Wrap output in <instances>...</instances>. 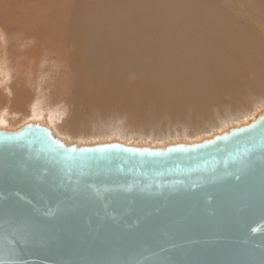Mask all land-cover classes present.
Here are the masks:
<instances>
[{
	"label": "water",
	"instance_id": "1",
	"mask_svg": "<svg viewBox=\"0 0 264 264\" xmlns=\"http://www.w3.org/2000/svg\"><path fill=\"white\" fill-rule=\"evenodd\" d=\"M0 264H264V108L163 145L0 129Z\"/></svg>",
	"mask_w": 264,
	"mask_h": 264
},
{
	"label": "rangeland",
	"instance_id": "2",
	"mask_svg": "<svg viewBox=\"0 0 264 264\" xmlns=\"http://www.w3.org/2000/svg\"><path fill=\"white\" fill-rule=\"evenodd\" d=\"M139 1H141V3ZM139 1L138 0H128L129 4L127 5V9L119 6L117 8L120 11V12H118L119 15L114 14L115 17L111 16L112 18H114V20L116 18H118V20L116 19L117 21L116 20L114 21L113 19L108 18V22L112 25L118 26V25H120V24H118L119 23L118 21H120V23H121V20H123L122 19L123 14L131 13L133 16L137 17V15L142 14V12H144L145 10H146V12H144L145 14L151 13V12H152V14H154V13L156 14V11L159 13L161 10L160 15L164 14L163 11L164 12L167 11V12L162 16L158 15V17L159 16L162 18L165 17L163 21L167 22L168 20L166 18L169 16V18L171 19L170 21L172 23V18H174V17L171 18V16H172L171 14H174L173 10H172L173 7H174L173 8L174 10H183V9L188 10V8H189V4H188L189 0H184V1L182 0L183 2L181 1V5H178V4H180V3H178V2H180V0H178V2H175L173 0L177 5L174 4V2L171 3L172 0H170V2H169V0H166V2L164 0H161L160 4H159L160 0H155L156 2L154 0L153 1L146 0L147 2H149V4L145 0L144 1L139 0ZM167 1L169 2L168 4H166ZM194 1H197L198 3L202 4L201 6H200V4H198L199 7L201 8L200 9L201 11L198 10L199 11L198 12L195 7H192V9L195 8L196 11L193 9L194 12L191 13L190 16H188V18H187L188 21L194 19L193 20L194 22L192 23V24H194L195 19H196L198 22V18L200 19V17H198V16L196 17V15L200 14V16H201V19L199 20L200 22L203 20L202 19L203 17H206V19L204 18L203 21L208 19L209 22H212V20H213V22L211 24L210 23L207 24V26L213 27V30L215 29V27H217L216 26L217 21H220L223 24L222 32L217 34V35L214 34V36H213L215 41L218 40L217 42H218V44H221V46H218L217 42H215L218 46V48H217L216 44L214 43V40H212L213 42L210 41L207 43L212 44L214 47H216L218 49V52H217L218 56L212 55L213 58L218 59V64L220 63V65L226 66V67H221V66H219V67L221 69H223L222 74H225V73L229 74V75L228 74L224 75V77L225 76L227 77V78L225 77V80H224V82H225L227 79V82H225V84L223 81H221V83L223 82V84L226 85L225 88H227V92L228 91L230 92V90H231V88H230L231 86H228V84L232 85L234 83V78L238 75V73H239V75H241V74L245 75V76L241 75V77H240V79L242 81L244 80V82H242L239 79V75H238V79L236 77L237 81H235L236 84H234L233 86H237V87L241 86L245 90L248 89L247 87H249L251 85V84H248V83H250L251 77H252V80H254L253 76L255 75L254 78H256V75H257L256 72H258V74L260 73L259 74L260 76L258 75L256 78V82L253 81V86L251 85L252 89H253V87H256V88H258V90L253 91L251 89V86H250V88L247 91H245L244 89L241 90L240 89L241 87H240L239 90L242 92H239V90H238L240 95L236 94V95H239L236 98H237V100L238 99L239 100L237 101L236 98L233 99V100H235V103L234 104H233V102L231 103L232 109L229 108L231 100H227L228 105L226 104L225 107L220 106V108H219V106H218V110H217V107L212 105V109L215 111L205 110L206 112H208V114L204 111L202 113V115H200L199 110H200V107H202V105H200V106H195V108L193 107L195 110L198 111V113H197V111H194L197 114L193 113L194 114V116L192 114L193 118L187 117V118H185V120L184 119L181 120V118H180L181 116L180 117L176 116L175 118H173L174 122L171 119L167 120V121L164 120L166 122H163L162 119H166V117H165L166 114H162V113H164V111L161 112V110H163L164 108L167 107V106H165L166 102L163 103L164 102L162 100L163 98H160V99L156 98L154 101H152L150 98L147 102V106L149 108V110H147L148 113H146V115L142 116V118H140V119L138 117L136 119V117H135L136 114L138 115L140 108L137 109L138 110V112H137V110L135 109L136 107H133V105L131 103H130L131 105L127 104V100H120L121 104L117 102L118 105H117V103H115L116 101H111L112 104L109 107L112 110L113 106H115V108H113V110L115 111L116 114L112 113L113 115H110V117H108V119H106L107 121L104 120L105 122L104 121L98 122L97 119H95L94 117H92L90 115H89V117L87 116L89 109L86 108L88 110V111H86V113H85V110L82 109V108H85L83 105L84 102H85L84 104L87 105L86 100L83 101L81 96L77 97V95L85 96V94H86V96H88V95L90 96V95L101 93L100 91H98V87L91 80V77L96 75L95 70H91L95 74H93V73L91 74V71L85 70V72L88 71L87 73L90 72V75H92V76H89L87 74H84L83 69L79 68L76 65V63L79 61H85V60L88 61L86 58L81 59V57H80L82 55V53L84 52V50L87 49V47H84L85 48L84 50L81 48V46H80V48L78 47L79 49L77 50V52L79 54L75 53L76 51L74 52L75 54L74 53H71L68 55L66 54V50H67L66 48H67L68 42L71 39L70 37L77 36L79 38V40H81L82 36L84 35L81 32L78 33V31H70L69 32L68 31L69 26L72 25L71 27H73V25L75 26L78 23H81V21H83V20L85 22V21H87L89 16H90V19L93 20L94 19V17H93L94 12L97 9H99V7H100V6L97 7L98 5L96 6L95 2H97V1L96 0L95 1L94 0H0V45H1L0 46V77H1L0 82H4V84L0 83V84H3V85H0L2 88V89L0 88V118H2L0 121L4 122L3 124L5 126L3 125L4 126L3 128L4 129H15V128H18L19 126L26 124L28 122H39L40 124L50 128L53 131L54 135H56L57 137H59L61 139H66L68 142H74V143H78V144H90V143H95V142H105V141L118 140V141H121V142H124L127 144L163 145V144H168V143L177 142V141L191 142L194 140H199L202 137L210 136L214 132H219L220 130L225 129L228 126L238 125V124L245 122L248 119L252 118V116L256 113V111L258 112V110L264 108V97H263L264 96V94H263V91H264V74H263L264 69L260 68L261 66L258 67L259 65H262V62L264 61L263 60L264 56L262 55V54H264L263 53L264 48H263V50H261V52L258 51V50L262 49V48H258V47L264 46V42L262 41V40H264V31H263L264 30V20L261 21V16H264V15L261 14V12L258 9V6L254 2L248 3V0H220V3L222 5L221 8L224 10L219 11V12H221V13L224 12V13L223 14L220 13V16H218L217 15L218 12H217L216 15L218 17H216V15H214L215 9L217 11L216 6H218V8H220L219 6H221V5H219L218 0H215L216 3L213 0H210V1L209 0L208 1L207 0L206 1L205 0H199V1L194 0ZM202 1L204 3H202ZM211 1H212V3H211ZM193 2L190 1L189 3L192 4ZM205 2H207L206 3L207 5H204ZM85 3H88V4L86 5ZM145 3H146V5H145ZM209 3L211 5L213 4L214 7L211 8L213 5L211 6ZM93 4H94V6L92 8L91 6ZM161 4H163V5L161 6ZM153 5H155V8L159 9V10L154 11L155 9H154ZM157 5H158V8L156 7ZM170 5H172L173 7H169ZM186 5H187V7H186ZM237 5H239L240 10H248V9L251 10V14H250L251 21L255 25V27L257 28V29L252 28L254 26H252L250 24L248 25V23H244V26L247 27V28H245L244 26H242L243 24H241V21H240V18L238 17V15L235 14V18L238 17V19H237L238 21H236V20L235 21L236 22L240 21L239 24H241V26L244 27L243 28L244 34L246 35V36L241 35V37L235 36V35L241 33V31L243 30L242 27L240 28V25L238 23H236V24H238V26H236L235 28H236V31H237V29H238V31L235 32L234 40H236V39L237 40L236 41L233 40L232 45L234 47V51L237 50V51H242V52L241 53L234 52V62L239 61V63H236V65H238L239 67L243 66L242 67L243 69H241V67L239 68L238 66H236L238 68V70L233 68V67H235V63L231 64L229 56L227 55L228 56V58H227V56L225 55L226 53H224V52L228 53V51H222L220 49L222 47V44H223L222 42H224V41L227 42V40H228L227 37L224 38V35L227 34V29H226L227 25L230 24L231 22L235 23V21H232L231 17H229V16H232L231 11ZM144 6H146L147 9ZM164 6H166V7L164 8ZM176 6L177 7L179 6L178 7L179 9H177ZM208 6H210V7H208ZM88 7H90L93 10V12ZM160 7L164 8V9H162ZM139 8H140V10H139ZM150 8H151V10H153V9L154 10L151 11ZM204 8H206V9L203 11ZM114 9H116V8H114ZM142 9H145V10H142ZM190 9L191 8H189V10ZM235 9L233 10L234 13L239 14L240 11L235 12L236 11ZM147 10H149V11H147ZM168 10H170V11L172 10L171 14L169 13L170 11H168ZM90 11H91V14H89ZM207 11H208V13H210V15L207 13ZM225 11H227V12L229 11L228 13L230 15L227 14V12H225ZM196 12H198V14ZM205 12L207 13L208 17L209 16L212 17V20H211V18H208L207 15H205ZM78 13H80V14H78ZM120 13H121V16H120ZM202 13L205 16H202ZM212 13H213V15H212ZM225 13L227 14L228 17L223 16V15H225ZM87 14H88V16H87ZM155 14L153 15V18H151V14H149L150 15L149 17H147V15H145L143 19L142 18L136 19L135 22H137L139 24V29H137L135 31V33L138 32V34L136 33L137 34L136 35L133 31H131L130 33L133 35H136V36L140 35L139 45H144L145 43H143V41L146 42L149 40V38H148L149 35H144L145 34L144 31L148 30L149 28L151 29L152 26H153L152 29H154L156 31V26L152 25L155 22V20H157V14H156V16H155ZM242 15H244V13H242ZM118 16H120V17H118ZM91 17H93V18H91ZM178 17H180L181 21H183V23L182 22L181 23L184 24V19H182L183 16L181 17L179 15V16L175 17L173 20H175ZM222 17L226 18L225 20L228 21V24H226L225 20H224L225 21L224 22L223 19H221ZM119 18H121V19L119 20ZM147 18H149V19H147ZM90 19H89V21H90ZM152 19L154 21H152ZM180 19L179 18H178V20L176 19L175 21H179V23L178 22H175V23L181 24ZM214 19H215V21H214ZM150 20H151L152 24L150 23ZM91 21H90V23H94V21H92V22ZM175 23H173V24H175ZM213 23H215V26L212 25ZM160 24H163V23L161 22ZM203 25L204 24H202L200 26L203 27ZM24 26H26V27H24ZM144 26H146V27H144ZM154 26H155V28H154ZM224 26H226V27H224ZM120 27H122V26L120 25ZM120 27H118V28H120ZM177 28H179V27H177ZM142 29H144V30H142ZM261 29H263V30H261ZM142 31L144 34L142 33ZM215 31H216V29H215ZM99 32L100 31H96V32L92 31L90 33L87 32L86 33L87 35L85 34L84 36L91 38V36L89 34L93 35V33L94 34L96 33V35L93 36V38H96L98 35H101V33H99ZM257 32H258L259 36L261 35L259 37V38H261V40L258 38ZM108 33H109V36H107V37L113 38V35L110 32H107V34ZM126 33H127L126 30H121V31L119 30L117 32L115 38H113V39L110 38L111 41L116 42V46H111V50H113V51L119 50L118 48L121 46H118L117 42H119L120 38H122V36H124ZM107 34L104 33L103 36H106ZM142 34H143V36H142ZM251 34H252V37L250 36ZM218 35H220L219 39H217ZM80 36H81V38H80ZM101 36H99V40L101 38V40H103V42H104V39ZM222 38H224V39H222ZM229 39H230V37H229ZM238 39L240 41H238ZM251 39L256 43L260 42V43L256 44V46H257L256 48H258L257 50L255 48V44L249 46L248 43H251V41H250ZM66 40H68V41L66 42ZM51 41H54V42H51ZM167 41H169V39L163 40L164 43L166 42L168 44L169 42H167ZM246 41H247V43H246ZM81 42H82V40H81ZM141 42H142V44H141ZM149 42H151V41H149ZM226 42H224V43H226ZM261 42H263V43L261 44ZM52 43H54V44H52ZM234 43H235V45H234ZM226 44H224V48L226 47L225 46ZM246 44L248 47L246 46ZM148 45H150V44H148ZM151 45H152V43H151ZM258 45H260V46H258ZM240 47H241V49H240ZM205 48L206 47L203 46L202 51L204 53L207 52V50H208V47L206 49ZM248 48H249V50H247ZM99 49L100 48L93 49V50L87 49L89 51H87L86 53H88V52L89 53L90 52L96 53L99 56L98 58H100V60H101L102 56H100L101 55L100 53H102L104 55L103 52L105 50L103 52H101V51H99ZM104 49H106V48H104ZM61 50H63V51H61ZM214 50H216V49H214ZM250 50H252V51H250ZM79 51H81V52H79ZM61 52H62V54H61ZM140 52L141 51H139V53ZM243 52H247V54L245 55V53H243ZM254 52H256V53H254ZM257 52H259V53H257ZM141 53L144 54L145 52H141ZM248 54L251 57L250 62H249ZM258 54H261V56L260 55L259 56L261 58L263 57V59H261V58L258 59V57H259ZM208 55H209V53H208ZM66 56L69 58H66ZM255 56H256V58H255ZM224 57L227 58V60L224 59ZM77 58H79V61L77 60ZM98 58L95 61V63L92 62V65H91L92 67H99L100 66L99 65L100 60ZM253 58L258 59V60H256V62H255V60ZM145 59H147V58H145ZM246 60H248V61H246ZM228 61L230 62L229 64H228ZM259 61H262V62H259ZM89 62H90V60H89ZM247 62H248V64H247ZM253 62H254V64H253ZM257 62L260 64L256 65ZM213 63H214L213 67L210 64L211 68L216 67V62H213ZM7 64H8V66H7ZM118 64H119V62H118ZM252 64H253L254 68H252ZM72 65H74V67ZM120 65L121 64H119L118 67H120ZM135 67L138 68L139 66L138 65H129V67L123 68V69L126 72L128 71L129 75H134V76L137 75V76L143 77V81H142V78H140V80L144 83V80L146 81V78H144V76L140 75L139 72L143 71L146 73L148 70L137 69ZM133 68H135V69H133ZM233 69H235V71ZM257 69L260 71H258ZM227 70H228V72H227ZM229 71H232L233 73L236 72L237 74L233 75L232 72H230L231 73L230 74ZM243 72H245V73H243ZM248 72L252 75L251 77H250V74H248ZM252 72H255V74H252ZM175 73H176V71L174 70L173 73L170 75H173ZM231 76H232V78H231ZM247 76L250 77V79ZM228 78L230 79L229 81L231 82V84L228 83L229 82ZM131 79L132 78H130L129 81ZM257 79H258V81H257ZM140 80H139V82H140ZM149 80L146 81V83H144V84L142 82L140 84L147 86L146 84H148V85L150 84ZM239 80H240V82H238ZM252 80H251V83H252ZM52 81H53V83H52ZM129 81L128 82L119 81L120 83L123 82L121 84L124 87L125 91H129L133 87V81L132 82L130 81V84L128 85ZM124 82H126L127 84ZM215 82H217V81L215 80ZM237 82H238V85H237ZM246 82H248L247 83L248 85L245 84ZM219 83L217 82L216 85L218 86ZM226 83H228V84H226ZM239 83L241 85H239ZM242 83H244L245 85L244 84L242 85ZM214 84L215 83H213V85ZM216 85H214V87ZM217 86H216V88L218 89V87H219V92H221L225 89L222 85L218 86V87ZM233 86H232V89H233ZM6 87H8V88H6ZM141 87L144 88L143 86H141ZM220 87L223 88V90L220 89ZM228 87H229V90H228ZM120 88H122V87H120ZM96 89H97V91L95 92ZM106 90H107V93L110 92V89L108 87ZM116 90L118 92L119 88H116L114 90L115 91V92H113L114 94L117 93ZM234 91L235 92L237 91V90H235V87H234L232 94L235 93ZM9 92H11V93H9ZM22 92H24L25 94H22ZM90 92H91V94H90ZM176 92L174 93L175 95H176ZM217 93H218V91H217ZM254 93H256V94L254 95ZM244 94H245V96H244ZM34 95L37 97V98L35 97V99H37V100H35L33 102ZM108 95L113 96V94H108ZM238 97H241L242 99L238 98ZM259 98H260V100H259ZM13 101H14V103H12ZM23 101L26 103V106L24 105ZM76 101H78V102H76ZM155 101L157 102L156 105H155V103H156ZM159 101H160V103L162 101V103L165 104L164 105L165 107L164 106H163L164 108L162 107L163 109L161 108L162 103L160 104L161 105L160 106L158 103ZM236 101L237 102L241 101V102H239L237 104ZM246 101L249 102V104ZM141 103L142 102L138 103V105ZM6 104H7V106H6ZM170 104H172V101L170 102ZM158 105H159L161 110H158V108H159V107L157 108ZM167 105L170 106L169 104H167ZM237 105H239V106H237ZM120 106H121V108H120ZM86 107H88V105ZM215 107H216V109H215ZM152 108H154V109H152ZM156 108H157V110H156ZM22 109L24 110L23 112H21ZM72 110L75 112H73ZM83 110H84V112H81ZM113 110H112V112H113ZM153 110H154V112H153ZM216 110H217V112H216ZM220 110H221V112H220ZM234 110H236V111L234 112ZM131 111H133L134 113ZM76 112H77V114H76ZM2 113L5 116V118L2 117L3 116ZM157 113L159 115H157ZM205 113L207 114V115H205V116H207V118L203 115ZM18 114H20V115H18ZM210 114H211V116L209 117ZM22 115H24V116L22 117ZM114 115H116V116L114 117ZM163 115L165 118L163 117ZM146 116H148V120H147ZM202 116H204V118H202ZM224 117H227L228 119L224 118ZM5 119H7V120L5 121ZM153 119H154V121H153ZM195 119H197V120H195ZM92 120H93V122H92ZM108 120L110 121L109 124H108V122H109ZM113 121L115 124L113 123ZM90 122L92 123V125ZM158 122H160V123H158ZM88 123H90V124L88 125ZM144 124H146V125H144ZM110 125H111V127H110ZM91 126H92V128H90ZM5 127H7V128H5ZM142 127H144V128H142Z\"/></svg>",
	"mask_w": 264,
	"mask_h": 264
},
{
	"label": "bare ground",
	"instance_id": "3",
	"mask_svg": "<svg viewBox=\"0 0 264 264\" xmlns=\"http://www.w3.org/2000/svg\"><path fill=\"white\" fill-rule=\"evenodd\" d=\"M95 1V0H94ZM97 2H95V4H96V6L97 7H99V9H97L95 12H94V19L92 20V19H90V16L88 17V19H87V21H85L84 22V20L83 21H81V23H78L77 25H73V27H71V26H69V28H68V31L70 32V31H78V33L79 32H81L82 34H86L87 32L88 33H90V32H92V31H100L99 33H101V35H98L96 38H93V36L94 35H96V33L94 34L93 33V35L92 34H89L90 36H91V38H88V37H86V36H82V38H81V36H80V38H81V40H82V42H81V40H79V38L77 37V36H75V37H70L69 39H70V41L68 42V45H67V50H66V54L68 55V54H71V53H74L75 51V53H78L77 52V50L80 48V46H81V48L84 50L85 48L84 47H87V49H89V50H93V49H98V48H100L99 49V51H101V52H103L104 50V55L102 54V53H100L101 55L100 56H102V58H101V60H100V58H98L99 56H98V54H96V53H86L87 51H89V50H87V49H85L84 50V52L82 53V55L80 56L81 57V59H84V58H86L88 61H79V58H77V60L79 61V62H77L76 63V65L79 67V68H82L83 69V73L84 74H87V75H89V76H92V75H90V72L89 73H87L88 71H91V70H95V73H96V75H94L93 77H91V80L93 81V83L98 87V91H100L101 93L98 95V94H94V95H88V96H86V94H85V96H82V95H77V97H79V96H81V98L83 99V101L84 100H86V102H87V105H88V107H86L87 105H85L82 101V103H83V105H84V107L85 108H82V109H84L85 110V113H86V111H88L87 109H89V111H88V117H89V115L90 116H92V117H94L95 119H97V121L98 122H100V121H107L106 119H108V117H110V115H113L112 113H115V111L113 110V108H115V106H113V108H112V110H113V112H112V110L109 108L110 107V105L112 104V102L111 101H116L115 103H120L121 104V102H120V100H127V104H129V105H133V107H136L135 109L137 110L138 108H140V110H139V113H138V115L136 114V119H137V117L140 119V118H142V116H145L146 115V113H148L147 112V110H149V108H148V106H147V102H148V100L151 98V100L152 101H154L156 98H158V99H160V98H163L162 100L164 101L163 103H165V104H163L162 103V101H161V103H162V106L160 105L161 103H160V101L158 102L159 103V105L161 106V108L165 105V106H167L166 108H162L163 110H161L160 109V107H159V105L157 106V108H158V110H161V112H163L164 111V113H162V114H166V119H162V121L163 122H166L167 120H173V118H175L176 116L177 117H180L181 118V120H185V118H189V117H191V118H193V116H194V114L196 113V112H194V111H197V110H195L194 108H195V106H200V105H202V107H200V110H199V113H200V115H202V113L205 111V110H213L212 109V105H214V106H216L217 107V110H218V106H219V108H220V106H224L225 107V105L227 104L228 105V103H227V100H231V102H230V105H229V108L230 109H232L231 108V103L233 102V104L235 103V100H233V99H235L237 96H239L240 94H239V92H242V91H240L239 90V88L241 87H237V86H233L234 84H236L235 83V81H237V79H238V75H239V73H238V75L236 76L237 77V79H236V77L234 78V83L232 84V85H229L228 83H230L231 84V82L229 81L230 79L228 78V83H226V84H228V86H231L230 88H231V90H230V92L228 91L227 92V88H225V86L226 85H224L225 84V82H227V79H226V81L224 82V80H225V77H224V75L225 74H228V73H225V74H222L223 72V69H221L219 66H221V67H226V66H223V65H220V63L218 64V59H216V58H213V56L212 55H215V56H218V46H221V44H218V40H216L215 41V39H214V34H219V33H221L222 32V27H223V24H222V22H220V21H217V23H216V26L217 27H215V29H216V31H215V29L213 30V27H211V26H207V24H211L212 22H213V20H212V17H208V15H207V13H208V11H207V13L205 12V15H207V17L208 18H211V20H212V22H209V20L207 21V20H205V21H203L204 20V18L206 19V17H203L202 19V21L200 22L199 20L201 19V16H200V14L199 15H196V17L198 16V17H200V19L198 18V22H197V20L195 19V23L194 24H192L194 21V19H192V20H189L188 21V16H190V14L191 13H193L194 12V10H195V8H196V10L198 11V10H200L201 8L199 7V5L198 4H200V3H198L197 1H192V0H189V2L191 1V2H193L192 4H190L189 2H188V4H189V8H191L190 10H189V8H188V10H185V9H183V10H174L173 8V6L172 5H170L169 7H173L172 8V10H173V13L174 14H171V11L170 10H168V11H170L169 13L172 15L171 16V18L172 17H177V16H183V18L182 19H184V24H182L183 23V21H181V19H180V17H178L179 19H180V23L181 24H177V23H175V22H178L179 23V21H175L176 19L178 20V18H176L175 20H173L174 18H172V23H171V19L169 18V16L166 18L168 21L167 22H164L163 20H164V18H162V17H160V16H162V15H164L166 12H164L163 11V13L164 14H161L160 15V13H161V10H160V12L158 13L156 10H159V9H156L155 8V5H153L154 6V11H156V14H157V20H155V22L152 24V22H151V20H150V23L152 24V25H155L156 26V31L154 30V29H152V27H151V29L149 28L148 30H146V31H144L145 32V34L143 33V31H142V33L144 34V35H149L148 36V38H149V40L148 41H146V42H144L143 41V43H145L144 45H139V39H140V35H138V36H136L137 34H138V32H136L135 33V31L137 30V29H139V24L137 23V22H135L136 21V19H138V18H144V16L145 15H147V17H149L150 15L149 14H151V18H153V15L155 14L154 12V14H152V12L151 11H153V10H151V8H150V12L151 13H147V14H145L144 12H146V10L145 9H142V10H145L144 12H142V14H139V15H137V17L136 16H133L131 13H127V14H123V20H121V23H120V21H118L117 23L118 24H120L122 27H120V25H118V26H116V25H112V24H110L109 22H108V18L109 19H113L114 20V18H112L111 16H113V17H115L114 16V14H117V15H119L118 14V12H120L117 8L119 7V6H121V7H123V8H125V9H127V5L129 4L128 3V0H96ZM139 1V0H138ZM144 1V0H143ZM146 1V0H145ZM151 1H153V0H151ZM155 1V0H154ZM165 2H166V0H164ZM175 2H178V0H174ZM173 0L171 1V3L172 2H174ZM181 1L182 0H180V2H178V3H180V4H178V5H181ZM184 1V0H183ZM182 1V2H183ZM199 1V0H198ZM206 1V0H205ZM208 1V0H207ZM210 1V0H209ZM215 3H216V1L215 0H213ZM140 3H141V1H139ZM147 2V1H146ZM156 2V1H155ZM154 2V3H155ZM160 2H161V0L159 1V4H160ZM169 2H170V0H169ZM168 1H167V3L166 4H168L169 3ZM174 2V4H176ZM187 2V1H186ZM201 2V1H200ZM213 2V3H214ZM250 2H254L257 6H258V9H259V11L261 12V14L262 15H264V0H248V3H250ZM148 4H149V2H147ZM170 3V4H171ZM202 3H204L203 1H202ZM207 2H205V4L204 5H207L206 4ZM211 3H212V1H211ZM218 3H219V5H221V3H220V0H218ZM86 5L88 4V3H85ZM84 4V5H85ZM152 4V3H151ZM157 4V3H156ZM173 4V5H174ZM184 4V3H183ZM187 4V3H186ZM210 4V3H209ZM228 4V3H227ZM83 5V4H82ZM145 5H146V3H145ZM163 4H161V6H162ZM165 5V4H164ZM177 5V4H176ZM185 5V4H184ZM202 4H200V6H201ZM211 5V4H210ZM213 5V4H212ZM211 5V6H212ZM216 5V4H215ZM229 5V4H228ZM93 6H94V4L91 6L92 8H93ZM160 6V5H159ZM175 6V5H174ZM96 7V8H97ZM145 8H146V6H144ZM151 7V6H150ZM157 8H158V5L156 6ZM166 6H164V8H165ZM168 7V8H169ZM177 7V6H176ZM179 7V6H178ZM177 7V9H179ZM186 7H187V5H186ZM192 7H195V8H193L192 9ZM204 7V6H203ZM208 7H210V6H208ZM214 7V5L211 7V8H213ZM217 7V11H216V9H215V13H214V15H216V13H217V15L218 16H220V13L221 12H219V11H222V10H224V9H222L221 7H222V5L221 6H219L220 8H218V6H216ZM215 7V8H216ZM92 12H93V10L90 8V7H88ZM114 8H116V9H114ZM160 8H162V7H160ZM164 8H162V9H164ZM236 8V9H235ZM124 9V10H125ZM147 9V8H146ZM149 9V8H148ZM167 9V8H166ZM171 9V8H170ZM206 8H204L203 9V11L205 10ZM236 10L235 12H237V11H240V13L238 14V13H234V11L233 10ZM139 10H140V8H139ZM193 10V11H192ZM195 10V11H196ZM210 10V9H209ZM227 10V9H226ZM91 11L89 12V14H91ZM147 11H149V10H147ZM201 11V10H200ZM214 11V10H213ZM212 11V12H213ZM82 12V11H81ZM80 12V13H81ZM124 12V11H123ZM199 12V11H198ZM198 12H196L197 14H198ZM225 12H227V11H225ZM229 12V11H228ZM227 12V14H229ZM232 16H229V17H231V19H232V21H238L237 19H238V17L240 18V21H241V24H243L242 26H244V23H248V25L250 24V25H252V26H254V27H252V28H255V29H257L256 27H255V25L252 23V21H251V17H250V14H251V10L250 9H248V10H240L239 9V5H237V6H235L233 9H232ZM80 13H78V14H80ZM144 13V14H143ZM195 13V14H196ZM224 12H222L221 14H223ZM242 13H244V15H242ZM156 14H155V16H156ZM169 14V15H170ZM194 14V15H195ZM209 15H210V13H208ZM227 14L225 13V15H223V16H226V17H228L227 16ZM235 14L236 15H238V17H236L235 18ZM93 15V14H92ZM158 15H160L159 17H158ZM167 15V14H166ZM203 13H202V16H205ZM212 15H213V13H212ZM211 15V16H212ZM216 15V17H218ZM230 15V14H229ZM87 16H88V14H87ZM120 16H121V13H120ZM120 16H118V17H120ZM93 17H91V18H93ZM117 17V16H116ZM195 17V16H194ZM169 18V19H168ZM89 19H90V21L92 20V21H94V23H90V21H89ZM117 20H118V18H116ZM115 19V20H116ZM121 18H119V20H120ZM147 19H149V18H147ZM221 19H223V21L226 19V18H221ZM229 19V18H228ZM230 19V20H231ZM114 20V21H115ZM116 20V21H117ZM264 20V16H261V21H263ZM91 21V22H92ZM111 21V20H110ZM147 21V20H146ZM152 21H154L153 19H152ZM166 21V20H165ZM174 21V22H173ZM214 21H215V19H214ZM226 21V20H225ZM224 21V22H225ZM235 21V23H230V24H228V21H226V24H228L227 25V34H225L224 35V38L225 37H227L228 38V40H227V42L226 41H224V42H226V43H224V42H222L223 44H222V47L220 48L222 51H228V53L227 52H224V53H226L225 55L227 56H229V59H230V62H231V64H234L235 63V67H233V68H235L236 70H238V68L236 67V66H238V65H236V63H239V61H235L234 62V52H239V53H241L242 51H237V50H235L234 51V47H233V45H232V42H233V40H234V37L235 36H240L241 37V35H245L244 34V27H242L241 26V24H239V22H236ZM163 23V24H160V23ZM204 22V23H203ZM223 22V23H224ZM243 22V23H242ZM27 23V22H26ZM113 23V22H112ZM146 23V22H145ZM173 23H175V24H173ZM236 23H238L239 25H240V28L242 27V31H241V33H239V34H237V35H235V32H237L238 31V29H237V31H236V26H238V24H236ZM16 24V23H15ZM22 24V23H21ZM20 24V25H21ZM202 24H204L203 25V27H201L200 25H202ZM19 25V26H20ZM23 25V24H22ZM143 25V24H142ZM212 25H214L215 26V23H213ZM17 26V25H16ZM155 26H154V28H155ZM15 27V26H14ZM24 27H26V26H24ZM28 27V26H27ZM118 27H120V28H118ZM144 27H146V26H144ZM177 27H179V28H177ZM224 27H226V26H224ZM20 28V27H19ZM218 28V29H217ZM245 28H247V27H245ZM98 29V30H97ZM121 31V30H126L127 31V33L124 35V36H122V38H120V41L119 42H117V44H118V46H121V47H119L118 49V51H113V50H111V46H116V42L115 41H111V39L110 38H112V37H107V36H109V33L107 34V32H110L112 35H113V38H115V36H116V34H117V32L118 31ZM142 30H144V29H142ZM219 30V31H218ZM248 30V29H247ZM261 30H263V29H261ZM131 31H133L136 35H133V34H131L130 32ZM264 31V30H263ZM103 32V33H102ZM66 33V32H65ZM104 33L105 34H107L106 36H103L104 35ZM150 33V34H149ZM69 34V33H68ZM81 34V35H82ZM124 34V33H123ZM143 34H142V36H143ZM255 34V33H254ZM31 35V34H30ZM67 35V34H66ZM70 35V34H69ZM87 35V34H86ZM88 35V36H89ZM221 35V34H220ZM220 35H218L217 36V39H219V36ZM235 35V36H234ZM257 35H258V38L261 36H259V34H258V32H257ZM73 36V35H72ZM99 36H101V37H103V39H104V42H103V40H101V38H100V40H99ZM246 36V35H245ZM251 37H252V34L250 35ZM229 37H230V39H229ZM78 38V39H77ZM93 38V39H92ZM112 38V39H113ZM216 38V37H215ZM224 38H222V39H224ZM246 38V37H245ZM142 39V38H141ZM157 39V40H156ZM167 40V39H169V41H167V42H169L168 44L166 43H164L163 42V40ZM221 39V40H222ZM243 39V38H242ZM241 39V40H242ZM249 39V38H248ZM253 39V38H252ZM250 40L251 41V43H248L249 44V46H251V45H254L255 44V48L257 47L256 46V44H258V43H260V42H258V43H256V42H254L253 40ZM256 39V38H255ZM254 39V40H255ZM260 40H261V38H259ZM143 40V39H142ZM147 40V39H146ZM212 40H214V43L215 42H217V44H218V46H217V44H216V46H217V48L216 47H214L212 44H210V43H207V42H210V41H212ZM220 40V41H221ZM237 40V39H236ZM236 40H234V41H236ZM39 41V40H38ZM60 41V40H59ZM68 40H66V42H67ZM149 41H151V42H149ZM223 41V40H222ZM238 41H240L239 39H238ZM257 41V40H256ZM263 42H264V40H262ZM41 42V41H40ZM51 42H54V41H51ZM58 42V41H57ZM65 42V41H64ZM65 42V43H66ZM213 42V41H212ZM211 42V43H212ZM243 42V41H242ZM263 42H261V44L263 43ZM151 43H152V45H151ZM220 43V42H219ZM236 43V42H235ZM235 43H234V45H235ZM246 43H247V41H246ZM52 44H54V43H52ZM51 44V45H52ZM67 44V43H66ZM141 44H142V42H141ZM148 44H150V45H148ZM214 44V45H215ZM224 44H226L225 46L227 47H225L224 48ZM240 44V43H239ZM245 44V43H244ZM78 45V46H77ZM148 45V46H147ZM1 46V45H0ZM203 46H205L206 48L208 47V50H207V52H203L202 50H203ZM246 46H247V44H246ZM258 46H260V45H258ZM7 47V46H6ZM79 47V48H78ZM243 47V46H242ZM248 47V46H247ZM254 47V46H253ZM18 48V47H17ZM37 48V47H36ZM104 48H106V49H104ZM205 48V49H206ZM223 48V49H222ZM244 48V47H243ZM252 48V47H251ZM258 48H262V49H260V50H258V51H260L261 52V50H263V48H264V46H262V47H258ZM258 48H256V50L258 49ZM115 49V48H114ZM204 49V50H205ZM214 49H216V50H214ZM237 49V48H236ZM240 49H241V47H240ZM254 49V48H253ZM25 50V49H24ZM82 50V51H83ZM116 50V49H115ZM247 50H249V48L247 49ZM255 50V51H256ZM61 51H63V50H61ZM139 51H141V52H145L144 54L143 53H139ZM250 51H252V50H250ZM3 52V51H2ZM5 52V51H4ZM7 52V51H6ZM79 52H81V51H79ZM220 52V51H219ZM263 52V51H262ZM74 53V54H75ZM208 53H209V55H208ZM215 53V54H214ZM217 53V54H216ZM222 53V52H221ZM243 53H245V55L247 54V52H243ZM254 53H256V52H254ZM257 53H259V52H257ZM264 53V52H263ZM6 54V53H5ZM11 54V53H10ZM61 54H62V52H61ZM79 54V53H78ZM262 54V53H261ZM261 54H258V56L260 55L261 56ZM73 55V54H72ZM244 55V56H245ZM255 55V54H254ZM263 56H264V54H262ZM228 56H227V58H228ZM243 56V57H244ZM248 56H249V62H250V55L248 54ZM258 57V59L259 58H261V57ZM11 57V56H10ZM78 57V56H77ZM13 58V57H12ZM66 58H69V57H67L66 56ZM74 58V57H73ZM89 58V59H88ZM97 58L100 60L99 61V67H92L91 65H92V62L93 63H95V61L97 60ZM145 58H147V59H145ZM221 58V57H220ZM227 58H225L224 57V59H226L227 60ZM246 58V57H245ZM255 58H256V56H255ZM222 59V58H221ZM242 59V58H241ZM244 59V58H243ZM254 59V58H253ZM258 59H254L255 60V62H256V60H258ZM261 59H263V57L261 58ZM47 60V59H46ZM89 60H90V62H89ZM238 60V59H237ZM264 60V59H263ZM74 61V60H73ZM246 61H248V60H246ZM36 62V61H35ZM38 62V61H37ZM118 62H119V64H121L120 65V67H118ZM213 62H216V67H214V68H211L210 67V64H211V66L213 67V65H214V63ZM229 61H228V64L230 63ZM259 62H262V61H259ZM6 63V62H5ZM26 63V62H25ZM21 64V63H20ZM227 64V63H226ZM230 64V65H231ZM247 64H248V62H247ZM250 64V63H249ZM253 64H254V62H253ZM253 64H252V68H254L253 67ZM259 65L260 63H256V65ZM264 61L262 62V65H259L258 67H260V68H263L264 69ZM94 65V64H93ZM129 65H138L139 67L137 68V67H135V68H137V69H145V70H148L146 73L145 72H143V71H141V72H139V74L140 75H142V76H144V78H146V81H148L149 79V81H150V84L148 85V84H146L147 86H145V85H141L140 83L143 81V77H140V76H137V75H129L128 73V71L126 72V71H124V69L123 68H127V67H129ZM240 65V64H239ZM243 65V64H242ZM7 66H8V64H7ZM6 66V67H7ZM73 67H74V65H72ZM231 67V66H230ZM239 67V66H238ZM241 67V66H240ZM239 67V68H240ZM243 67V66H242ZM241 67V69H243ZM135 68H133V69H135ZM248 68V67H247ZM8 69V68H7ZM118 69V70H117ZM228 69V68H227ZM235 69H233L234 71H235ZM262 69V70H263ZM85 70H88L87 72H85ZM176 71V73L175 74H173V75H170V74H172L173 73V71ZM229 70V69H228ZM228 70H227V72H228ZM258 70V69H257ZM79 71V70H78ZM240 71V70H239ZM246 71V70H245ZM252 71V70H251ZM258 71H260V70H258ZM8 72V71H7ZM127 74H126V73ZM230 72H232V71H229V73ZM256 72V71H255ZM255 72H252V74H255ZM93 72L91 71V74H92ZM95 73H93V74H95ZM125 73V74H124ZM233 73V72H232ZM243 73H245V72H243ZM257 73V75H256V78H257V76L260 74H258V72H256ZM231 74V73H230ZM235 74H237L236 72L235 73H233V75H235ZM248 74H250L249 72H248ZM262 74V73H261ZM264 74V73H263ZM262 74V75H263ZM33 75V74H32ZM229 75V74H228ZM242 76H245V75H243V74H241ZM241 75H239V79H240V77H241ZM261 75V76H262ZM7 76V75H6ZM31 76V75H30ZM249 76V75H248ZM247 76V77H248ZM252 75L250 74V77H251ZM255 76V75H254ZM254 76H253V79L254 80H252V77H251V79H250V77H248L249 79H250V83H248V82H246L245 84H251L252 86H253V81H255L256 82V78H254ZM260 76V75H259ZM3 77V76H2ZM39 77V76H38ZM1 78V77H0ZM130 78H132L130 81L132 82L133 81V87H132V89L131 90H129V91H125V89H124V87L122 86V84L121 83H123V82H119V81H126V82H128L129 81V79ZM140 78H142V81L140 80ZM227 78V77H226ZM231 78H232V76H231ZM244 78V77H243ZM242 78V79H243ZM247 79V78H246ZM79 80V79H78ZM139 80H140V82H139ZM215 80L219 83L218 84V86H223L225 89L223 90V88H221L220 87V89H222L223 91H221V92H219V87L216 85V83L217 82H215ZM241 80V79H240ZM240 80L238 81V82H240ZM251 80H252V83H251ZM77 81V80H76ZM130 81H129V83H128V85L130 84ZM146 81L144 80V83H146ZM221 81H223L224 82V84H223V82L221 83ZM232 81V80H231ZM242 81V80H241ZM246 81V80H245ZM257 81H258V79H257ZM126 82H124V83H126ZM238 82H237V85H238ZM242 82H244V80L242 81ZM0 83H3L4 84V82H0ZM52 83H53V81H52ZM78 83V82H77ZM143 83V82H142ZM143 83V84H144ZM148 83V82H147ZM213 83H215L214 85H216L217 87H218V89L216 88V86L214 87V85H213ZM3 84H0V85H3ZM127 84V83H126ZM244 83H242V85H243ZM244 84V85H245ZM247 84V85H248ZM92 85V84H91ZM239 85H241L240 83H239ZM250 85V86H251ZM141 86H143L144 88H142ZM232 86H233V89H232ZM250 86L249 87H247L248 89L250 88ZM252 86H251V89H252ZM5 87V86H4ZM3 87V88H4ZM96 87V88H97ZM107 87L110 89V92L109 93H107ZM120 87H122V88H120ZM234 87H235V90H237L235 93H233L232 94V92H233V90H234ZM237 87V88H236ZM0 88H1V86H0ZM6 88H8V87H6ZM5 88V89H6ZM116 88H119V91L117 92V90H116V92L117 93H113V92H115L114 90L116 89ZM2 89V88H1ZM129 89V88H128ZM127 89V90H128ZM241 90H243L244 88H240ZM248 89H244L245 91H247ZM250 89V90H251ZM91 90V89H90ZM218 91V93H217V91ZM228 90H229V87H228ZM238 90H239V92H238ZM253 91L254 90H258V88H256V87H253V89H252ZM97 91V89L95 90V92ZM177 91V92H176ZM244 91V92H245ZM252 91V92H253ZM176 92V95L174 94ZM179 92V93H178ZM243 92V93H244ZM9 93H11V92H9ZM242 93V94H243ZM249 93V92H248ZM2 94V93H1ZM22 94H25L24 92H22ZM90 94H91V92H90ZM108 94H113V96H109ZM232 94V95H231ZM236 94H239V95H236ZM256 93H254V95H255ZM263 94H264V91H263ZM10 95V94H9ZM84 95V94H83ZM236 95V96H235ZM248 95V94H247ZM13 96V95H12ZM15 96V95H14ZM244 96H245V94H244ZM35 95H34V97H33V102L35 101V100H37V99H35ZM264 97V96H263ZM5 98V97H4ZM26 98V97H25ZM37 98V97H36ZM40 98V97H39ZM232 98V99H231ZM238 98H241V97H238ZM15 99V98H14ZM41 99V98H40ZM225 99V100H224ZM242 99V98H241ZM20 100V99H19ZM236 100H237V98H236ZM239 100V99H238ZM237 100V101H238ZM259 100H260V98H259ZM7 101V100H6ZM15 101V100H14ZM14 101L12 102V103H14ZM172 101V104H170V102ZM206 101V102H205ZM236 101V103L238 104L239 102H241V101H239V102H237ZM262 101V100H261ZM9 102V101H8ZM76 102H78V101H76ZM140 102H142L141 104H139L138 105V103H140ZM156 102V101H155ZM247 102V101H246ZM23 103H24V105L26 106V103L23 101ZM118 103H117V105H118ZM131 103V104H130ZM153 103V102H152ZM248 104H249V102H247ZM5 104V103H4ZM126 104V103H125ZM157 104V102L155 103V105ZM167 104H169L170 106H168ZM247 104V105H248ZM16 105V104H15ZM14 105V106H15ZM18 105V104H17ZM20 105V104H19ZM6 106H7V104H6ZM122 106V105H121ZM121 106H120V108H121ZM147 106V107H146ZM211 106V107H210ZM237 106H239V105H237ZM154 107V106H153ZM194 107V108H193ZM216 107H215V109H216ZM35 108V107H34ZM87 108V109H86ZM157 108H156V110H157ZM211 108V109H210ZM214 108V107H213ZM227 108V107H226ZM238 108V107H237ZM250 108V107H249ZM11 109V108H10ZM81 109V110H82ZM152 109H154V108H152ZM84 110L83 111H81V112H84ZM119 110V109H118ZM133 110V109H132ZM166 110V111H165ZM217 110H216V112H217ZM24 110L22 109L21 110V112H23ZM32 111V110H31ZM73 111V110H72ZM134 111V110H133ZM133 111H131V112H133ZM213 111H215V110H213ZM212 111V112H213ZM236 110H234V112H235ZM14 112V111H13ZM73 112H75V111H73ZM130 112V113H131ZM137 112H138V110H137ZM153 112H154V110H153ZM157 112V111H156ZM160 112V111H159ZM160 112V113H161ZM206 112V111H205ZM220 112H221V110H220ZM5 113V112H4ZM7 113V112H6ZM36 113V112H35ZM55 113V112H54ZM134 113V112H133ZM136 113V112H135ZM194 113V114H193ZM197 113H198V111H197ZM196 113V114H197ZM207 114H208V112H206ZM203 114L204 116L205 115H207V114ZM214 113V112H213ZM212 113V114H213ZM34 114V113H33ZM76 114H77V112H76ZM116 114V113H115ZM192 114H193V116H192ZM226 114V113H225ZM2 115H3V113H2ZM7 115V114H6ZM18 115H20V114H18ZM29 115V114H28ZM32 115V114H31ZM36 115V114H35ZM157 115H159L158 113H157ZM232 115V114H231ZM24 115H22V117H23ZM116 115H114V117H115ZM128 116V115H127ZM204 116H202V118H204ZM211 116V114L209 115V117ZM236 116V115H235ZM2 117H4L5 118V116L3 115ZM8 117V116H7ZM12 117V116H11ZM35 117V116H34ZM37 117V116H36ZM112 117V116H111ZM134 117V116H133ZM163 117H164V115H163ZM164 117V118H165ZM183 117V118H182ZM198 117V116H197ZM206 118H207V116H205ZM25 118V117H24ZM28 118V117H27ZM39 118V117H38ZM113 118V117H112ZM146 118H147V120H148V116H146ZM159 118V117H158ZM179 118V119H180ZM201 118V119H202ZM224 118H227V117H224ZM2 118H0V120H1ZM11 119V118H10ZM89 119V118H88ZM120 119V118H119ZM160 119V118H159ZM228 119V118H227ZM7 119H5V121H6ZM38 120V119H37ZM115 120V119H114ZM142 120V119H141ZM164 120H166V121H164ZM194 120V119H193ZM195 120H197V119H195ZM4 121V120H3ZM33 121V120H32ZM104 121V122H105ZM109 121V120H108ZM153 121H154V119H153ZM161 121V122H162ZM92 122H93V120H92ZM129 122V121H128ZM140 122V121H139ZM157 122V121H156ZM171 122V121H170ZM173 122H174V120H173ZM4 122H1L0 121V129H4L3 127L5 126L4 124H3ZM11 123V122H10ZM22 123V122H21ZM91 123V122H90ZM90 123H88V125L90 124ZM97 123V122H96ZM107 123V122H106ZM110 123V121L108 122V124ZM113 123H114V121H113ZM146 123V122H145ZM155 123V122H154ZM158 123H160V122H158ZM157 123V124H158ZM176 123V122H175ZM202 123V122H201ZM239 123V122H238ZM105 124V123H104ZM103 124V125H104ZM115 124V123H114ZM147 124V123H146ZM146 124H144V125H146ZM156 124V125H157ZM198 124V123H197ZM4 125V126H3ZM91 125H92V123H91ZM143 125V126H144ZM148 125V124H147ZM201 125V124H200ZM114 126V125H113ZM112 126V127H113ZM173 126V125H172ZM110 127H111V125H110ZM148 127V126H147ZM198 127V126H197ZM5 128H7V127H5ZM86 128V127H85ZM90 128H92V126L90 127ZM142 128H144V127H142ZM164 129V128H163ZM5 130H9V129H5ZM216 131V130H215ZM144 136V135H143ZM169 137V136H168ZM166 139V138H165Z\"/></svg>",
	"mask_w": 264,
	"mask_h": 264
},
{
	"label": "crops",
	"instance_id": "4",
	"mask_svg": "<svg viewBox=\"0 0 264 264\" xmlns=\"http://www.w3.org/2000/svg\"><path fill=\"white\" fill-rule=\"evenodd\" d=\"M16 120V119H15Z\"/></svg>",
	"mask_w": 264,
	"mask_h": 264
}]
</instances>
